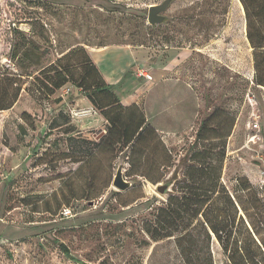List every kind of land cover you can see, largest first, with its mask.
I'll use <instances>...</instances> for the list:
<instances>
[{"label": "rangeland", "instance_id": "374dc122", "mask_svg": "<svg viewBox=\"0 0 264 264\" xmlns=\"http://www.w3.org/2000/svg\"><path fill=\"white\" fill-rule=\"evenodd\" d=\"M163 1L0 0V71L32 73L24 77L15 105L0 112V264H186L174 238L154 242L144 228L175 194V182L184 172L180 159L201 121L216 108L230 109L235 117L220 184L244 203L243 193L234 192L242 180L264 202V88L253 84L252 49L240 2L172 0L162 14L166 21L152 27L148 8ZM76 48L115 77L113 88L119 94L137 87L151 93L140 110L146 117L147 108L151 123H146L154 129L157 72L173 59L167 73L177 84V100L167 97L166 105L177 111L168 127L174 134L164 143L157 133L173 159L163 161L162 147L154 151L153 142L137 160L144 164L142 158L147 163L154 158L149 176L157 183L127 176L131 166L125 150H98L107 124L82 133L67 125L72 115L68 104L77 91L73 86L49 97L42 91L39 80L51 72L38 77V71ZM105 49L109 51L94 54ZM138 67L152 76L150 83L136 77ZM253 123L259 130L252 129ZM119 162L125 163V180L133 183L124 193L111 185ZM145 168L133 169L140 173ZM168 181V192L161 196L155 186ZM223 206L217 203L219 209ZM64 208L72 218L59 219ZM241 208L233 210L236 233L227 253L192 223L191 237L183 243L191 264H264V227L254 233L248 227V235L240 220L255 217L247 219ZM262 213L264 218V207Z\"/></svg>", "mask_w": 264, "mask_h": 264}, {"label": "trees", "instance_id": "16d2710c", "mask_svg": "<svg viewBox=\"0 0 264 264\" xmlns=\"http://www.w3.org/2000/svg\"><path fill=\"white\" fill-rule=\"evenodd\" d=\"M243 8L246 26V39L253 56V84L264 88V0H238ZM80 56L76 57L75 54ZM78 68V69H77ZM50 71L39 80L42 91L49 97L66 85L73 86L84 96L91 105L101 114L107 122L106 136L98 140L99 151L105 149L122 152L126 149V156L130 163L127 171L129 177H140L152 183H157L152 177L156 163L147 158L138 163V157L149 152L150 144L154 142V151L162 147L164 151L163 161H172L173 156L167 150L156 130L146 123L140 108L135 105L122 106L115 97L110 87L105 83L96 66L83 48L69 51L56 61L55 65L38 71V75ZM78 72V74H76ZM34 77L38 80V77ZM24 77H32L30 74H15L9 69L0 71V112L10 110L18 101L23 90ZM235 117L230 109L216 108L204 120L201 121L196 132L195 140L180 159L184 168L179 181H176L175 194H171L167 201L158 209L154 220L144 228L149 239L157 242L163 239L174 238L184 257L186 264H191L188 252L183 246L187 238L191 237V228L196 221L210 240L213 236L221 245L224 253L228 252L231 238L236 233V212L238 206L245 214L244 217L253 221L240 223L244 231L249 235L248 227L252 233L258 232L259 227H264L263 207L250 184L239 180L234 192L243 193L244 203L238 195L229 194L220 184L222 167L225 160V145L234 127ZM223 132L220 133V127ZM175 157V156H174ZM146 165L145 172L134 171V167ZM170 186L171 182L166 183ZM133 186V184H132ZM131 186V187H132ZM129 190V189H128ZM127 190V191H128ZM126 192V191H125ZM124 193V192H122ZM120 193L117 194L119 196ZM239 200V201H237ZM224 206L219 209L218 202ZM240 204V205H239ZM245 204V207H244ZM230 209L232 212H226ZM253 213V214H252ZM213 215V216H212ZM220 215H224L219 219ZM199 217H203L199 220ZM61 250L68 254L66 248Z\"/></svg>", "mask_w": 264, "mask_h": 264}, {"label": "crops", "instance_id": "0c3cea01", "mask_svg": "<svg viewBox=\"0 0 264 264\" xmlns=\"http://www.w3.org/2000/svg\"><path fill=\"white\" fill-rule=\"evenodd\" d=\"M109 51V49L101 50L99 52L94 53L95 55H102ZM89 58L90 55H89ZM167 64H164L162 69L157 72V79H158V92H157V101H158V108H157V119H158V126L155 127L156 132L162 136L163 142L166 143V137H169L170 135H173L174 133L168 129V127H172L170 125V121L174 120L176 118L177 111L171 108H167L166 100L167 97H172L174 102L176 103L177 95L175 91V81L168 79V73L167 70H170V66H168L173 59H167ZM95 65V64H94ZM96 66V65H95ZM97 70L99 71L100 75L102 76L105 83L110 87L111 91L115 95V97L118 99L119 103L124 106L128 107L131 105H135L138 108H140L141 104L143 107H146L147 98L151 93H145L143 94L142 89L137 87L134 88V91L132 92H122L119 94V92L114 90V86L116 85L115 77L107 76L106 73L103 71V69H100L98 66H96ZM171 73V70L170 72ZM152 77V76H151ZM112 80L114 81V84H112ZM142 80V79H141ZM145 83H150L149 81H144ZM172 86V88H171ZM173 91H172V90ZM70 103L68 104L69 110L72 113L69 123L67 125H74L77 127L76 131H84V130H90V129H97L99 130L101 127H104L107 122L104 120V118L101 116V114L91 105V103L81 95V93L77 90L75 94L72 95L70 99ZM174 105L176 106V104ZM154 112L155 109H152ZM169 111V112H168ZM81 112H84V114H79ZM145 112V119L147 123L151 119L147 113V108L144 110ZM172 112V115L169 113ZM84 120H86L84 122ZM76 124V125H75ZM78 125V126H77ZM126 151V149H125ZM143 161V158L141 159ZM122 162H119L120 164ZM124 166L125 163L123 162ZM118 166V165H117ZM117 168V167H116ZM124 169V167H123ZM124 173V170H123Z\"/></svg>", "mask_w": 264, "mask_h": 264}, {"label": "water", "instance_id": "95a60500", "mask_svg": "<svg viewBox=\"0 0 264 264\" xmlns=\"http://www.w3.org/2000/svg\"><path fill=\"white\" fill-rule=\"evenodd\" d=\"M171 1L172 0H164L161 4L153 5L148 8L147 23L150 26L153 27L156 25H160L166 21V17L162 14L168 9ZM123 167V162L118 164L111 184L112 187L120 193L130 189L133 184L131 181L125 180ZM168 188L169 186L167 184H157L155 186L156 192L161 196L165 195L168 192Z\"/></svg>", "mask_w": 264, "mask_h": 264}, {"label": "built area", "instance_id": "2783aa9c", "mask_svg": "<svg viewBox=\"0 0 264 264\" xmlns=\"http://www.w3.org/2000/svg\"><path fill=\"white\" fill-rule=\"evenodd\" d=\"M135 75H136V77L138 78V79H142V80H144V81H151L152 80V77H151V75L147 72V70H145L144 68H142V67H138L137 69H136V73H135ZM246 97H247V99L249 100V101H251L250 99H249V95L247 94L246 95ZM80 115L81 114H84V112H81V113H79ZM252 129L254 130V131H257V130H259V128H258V124L257 123H253L252 124ZM257 136H255L254 138H256ZM59 219L60 220H68V219H70V218H72L73 217V214H72V212H71V210L69 209V208H64L60 213H59Z\"/></svg>", "mask_w": 264, "mask_h": 264}]
</instances>
